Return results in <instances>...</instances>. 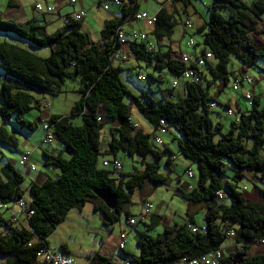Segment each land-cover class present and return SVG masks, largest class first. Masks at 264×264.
I'll return each instance as SVG.
<instances>
[{
	"label": "trees",
	"instance_id": "obj_1",
	"mask_svg": "<svg viewBox=\"0 0 264 264\" xmlns=\"http://www.w3.org/2000/svg\"><path fill=\"white\" fill-rule=\"evenodd\" d=\"M127 1L120 7V19L103 22L98 44L90 40L81 29L82 22L74 21L72 15L65 16L64 26L52 34L46 33L45 24L34 20L16 23L0 17V32L9 33L35 48L49 49L48 56L40 58L19 46L5 41L0 43V70L3 72L0 143L16 148L15 134L21 130L32 132L36 127L34 122L26 119V114L43 108V102L33 93L60 94L66 80H79V100L72 106L71 116H80L82 122L80 126H73L68 117L48 118L54 124V135L68 158L42 154L43 166L58 170L59 175L55 179L46 177L41 183L29 184L30 201L23 211L27 228L14 227L12 220L0 214L3 264H40L36 254L40 248H48V235L70 209L81 207L89 200H98L94 190L105 189L117 197L116 208L112 211L99 200V206L93 207V211L101 213L102 224L108 227L119 221L123 208L131 203L132 194L136 190L141 194L146 181L163 184L167 176L159 171L160 160L164 159L165 167L170 166L173 155L168 148L156 150L149 142V136L155 137L160 121L180 134L177 141L179 154L196 167V187L189 193H182L180 198L194 204H206L204 231L193 233L189 226L195 227V222L186 213L185 223L165 227L160 235L152 237L148 231L157 227L160 220L153 215L152 219L157 222L148 225L144 221L137 222L145 227L144 231L136 233L138 255L120 251L123 257H129V264H174L184 257L195 258L218 249L226 241L225 232L231 229L235 242L240 244L237 252L245 255L239 264H264V251L254 255L247 253L256 240L264 237V213L258 207L246 204L236 187L245 171L264 177V157L259 154L264 144V108H258L259 101L254 98L251 109L240 112L238 123L232 122L228 132L215 139L220 124H213L209 117L208 104L213 99L207 89L215 81H221L223 85L228 83L229 55L246 67L256 62L264 63V45L258 46L252 39L254 26L264 14V0H255L251 5L244 0H212L208 21L195 32L214 62L206 68L209 81L206 88L202 84L185 83V96L174 101L168 100L159 89L162 96L159 100L145 94L133 97L119 80L121 70L111 62L110 56L123 46L117 39L118 31L127 17L130 20L135 15L139 0ZM181 3L185 8L190 6V0ZM217 9H225L227 17H222ZM155 16L151 33L155 37L169 38L175 23L163 8ZM128 44L129 58L152 66L154 73L166 70L176 77L184 69L181 64L169 60L171 51L162 53L155 46L149 52L145 42L140 41ZM173 91L169 88L165 93L172 96ZM126 98H129V104ZM131 107L150 124L153 130L150 135L134 124ZM10 119L13 120L12 132L7 130ZM109 124L114 127L115 134L107 143L105 154L113 159L119 152L137 156L141 170L134 169V173L127 174L120 172L111 178L112 172L98 166L100 130ZM247 142L251 143L250 147ZM148 157L151 162H146ZM225 161L233 172L229 180L232 183L223 180ZM23 179L10 161L0 168V206L16 204L23 199L24 193L20 189ZM218 191L228 196L229 207L213 205ZM123 214L128 223L130 213L124 211ZM62 250L66 251L64 247ZM229 252L220 264H232L234 254ZM87 260L89 264H113L100 253L87 256Z\"/></svg>",
	"mask_w": 264,
	"mask_h": 264
},
{
	"label": "rangeland",
	"instance_id": "obj_2",
	"mask_svg": "<svg viewBox=\"0 0 264 264\" xmlns=\"http://www.w3.org/2000/svg\"><path fill=\"white\" fill-rule=\"evenodd\" d=\"M116 1L118 0H113L112 2L109 1L107 3V5L109 6V10L104 11L101 4L104 5L105 1L83 0V6L86 10V18L82 22L81 29L95 44L100 43V31L103 28V20L117 16V10L115 8V5L113 4L118 3ZM122 1L125 4L128 3L127 0ZM163 1L164 0H139L138 8L140 11L146 12L148 14H153ZM190 1L191 6L187 9V14L189 15V22L194 29L200 23L208 21L210 12L208 10V7L213 2L212 0ZM244 1L248 5H251L252 2H254V0ZM43 2H46L47 4L52 6L54 11L45 16L38 14L35 11L34 6L37 3L40 4ZM176 2L177 1H175V3ZM176 6L178 8H182L181 4L179 3L176 4ZM58 9L60 10L61 17L57 16L56 11H58ZM71 9L72 5L68 4L67 0H0V17L2 19L21 23L19 18H21V13H23L22 11H24L26 12V14H28L29 20L33 19L39 24H45L47 34H52L57 29H60L64 26V24L66 23V18H64L62 14ZM193 9L196 10L197 14L193 13ZM216 11L222 17H227V11L225 9H217ZM179 18L181 20H179ZM179 18H177V25H175L172 29L171 42L179 41V39L181 38L183 26L182 24L180 25V22L186 21V16L180 13ZM262 19L263 22L259 20L258 23L254 26L252 34V39L258 46L264 45V16ZM142 25L143 24H137L134 26V28H139L141 30L147 31V27L144 25L143 27ZM185 39L186 38L182 40V51L190 54V50L195 49L196 51H198V54H200L203 48L201 44V37L196 33L193 34V42L195 43V45L190 49L186 48ZM4 41L19 46L40 58H46L49 54L48 48H35L29 45L27 42L19 40L9 33L0 32V43ZM167 47H163V49L166 50ZM123 51L129 53L127 48H124ZM209 64L213 65L214 62L212 61ZM114 65L117 66V64ZM118 67L121 70L118 75L119 80L133 97H140L141 95L145 94L152 99L159 100L161 99V95L158 92V89L161 91L166 90L172 83L173 76L166 70H158L157 73H154L152 66L147 65L143 61H136L133 57L129 58L126 62L119 63ZM198 69L202 70L201 73L204 78L202 79L201 84L204 88H206V82L209 80L206 67H199ZM227 70L229 72V81L227 85L224 86L221 82H217L216 84V86H221L222 88V93L220 95L215 96L216 89L214 86L207 87V89H209V95L214 97L216 103L215 109L213 111H210L211 113L209 114V117L212 119L213 124L220 122L219 133L215 135V139H219L223 134H226L230 128V124L234 122V117H228L225 115L226 108H224L223 104L226 100H230L229 104L237 115H239L240 113L238 111V107L242 112L249 111L252 107L254 98L259 101L258 108H264V63L256 62L254 65L246 67L242 65L233 55H229ZM241 70H245V75H248L253 79L252 99L249 102L244 99V95L246 94V92L251 91L249 86L243 84V86L239 87L237 90L232 89L233 80L235 77H240ZM157 74H160V76H157ZM147 75L156 77L157 79L153 80ZM2 79L3 72L0 70V84ZM79 87V80L73 79L65 81V83L61 87L60 94L48 95L36 92L33 93L34 97L41 100L43 103H47L48 105V109L42 108L39 111L31 110L26 114V119L36 124L35 129L32 132L21 130L19 131V134H15L14 138L17 142L16 148L9 147L0 143V168L6 162L10 161L14 164L15 170L24 176V179L20 184V189L24 193L23 199L21 200L23 203V211L27 208L30 201L27 192L29 184L31 182H35V180L39 176H41V174H46L47 177L52 179L57 178L59 175L58 170L45 168L43 166L44 157L42 154L47 153L48 155L60 156L65 159L68 158V154L64 150L63 145L57 139L50 141L47 145H41L43 132L39 123V119H43L44 117H47L51 114L53 116L68 117L70 123L73 126H80L82 123L81 117L71 116L72 106L79 100V94L77 93ZM177 99L178 98L172 100L174 101ZM140 100L144 101L143 98H140ZM125 101L127 104H129L130 102L129 98H126ZM130 116L134 124H136L140 130L149 135L152 133L153 130L150 124L140 114L137 113L134 107H131L130 109ZM12 127L13 120L10 119L9 127L7 128L8 132H12ZM113 129L114 127L109 124L102 127V129L100 130L101 155H99L98 157L99 167L101 166L102 161H111L113 159V157L105 154L107 143L115 134ZM171 135L176 136V138L178 139H171ZM155 136L159 138L161 144L156 145L153 141L152 136H149L150 144L156 150H163L167 147L170 148L174 157L173 163L169 166L170 173L167 174L168 179H166L163 184H151L146 181L143 186L142 193L139 194L136 190L135 193H133L131 196V203L129 205H126V208H128L131 215L135 216V219L138 220L141 208L138 195H140L141 197L145 195L146 200L153 205L151 213H159V217L162 216V218H166L168 221H173L175 222L174 224L179 225L187 220V212H193L195 226L197 228H202L204 226L205 210H201L200 205H203V203L192 204L191 202L181 199L179 195L176 194V191L179 188L178 180L179 182L189 184L194 182L192 178H188V176L186 175V165L190 166L194 177H196L197 174L195 165L185 160L179 154L177 141L181 137L180 134L174 128L167 127V129L165 130L156 131ZM247 145L248 147H250L251 143L247 142ZM29 151L32 152L31 162L34 165L35 170L30 173H25L24 169L18 165V160L22 154ZM259 154L261 157H264V144L261 146ZM116 159L120 162V164H123L124 171L128 173H134L136 169L141 170V165L139 162L140 160L137 156L130 157L122 152H119ZM146 162H151L150 157L146 159ZM160 166L161 167L159 171L162 172L164 159L160 160ZM132 167H135V170L132 171ZM166 168L167 167H165V169ZM245 173V176L241 179V183L239 185L240 188L241 185L249 186V184L263 186L260 183V180L252 179L251 176L253 172L245 171ZM116 176L117 174L115 173L110 174L111 178H115ZM232 176V169L229 163L225 161L223 180H230ZM257 176L260 177L261 180L264 179L259 175ZM92 202L93 201L89 200L86 201L81 207L70 209L65 219L55 226L54 230L46 238L47 246L52 252L60 253L64 257L71 258L73 261L80 264L81 261L85 262L87 256L92 255L93 253H104L106 250L114 247V240L115 238H118L120 234H122L120 232H123V230L125 232L128 231V226L125 223L123 214L126 208H123L119 221L114 222L111 226L106 227L101 222L102 219L100 214L98 213L99 211H93ZM9 208L14 209L11 214V211L7 212V209ZM0 214H2L4 218L12 220V225L18 229L28 227V223L25 219L24 213L17 207L15 203L1 205ZM163 221L157 227L148 231V234L152 237L160 235L165 226ZM147 224H149L148 221ZM172 226L174 225L172 224ZM137 229L139 231H144L145 227L143 225H139ZM131 234V232H129L128 234L127 249L130 248L129 250L137 254L138 249L136 245L132 243L133 238H131ZM226 244H228V241H226L223 246L225 247ZM62 247H64L66 251H63ZM260 248L264 249L263 247ZM230 252H233V254L237 253V251ZM227 253L225 252L226 256L228 255ZM4 261V257L0 256V264H3Z\"/></svg>",
	"mask_w": 264,
	"mask_h": 264
},
{
	"label": "built area",
	"instance_id": "obj_3",
	"mask_svg": "<svg viewBox=\"0 0 264 264\" xmlns=\"http://www.w3.org/2000/svg\"><path fill=\"white\" fill-rule=\"evenodd\" d=\"M68 4L74 6L76 4V0H67ZM167 3H174L175 0H166ZM107 2H104V5L102 6V9L104 11L108 10ZM115 6L121 7L122 1L119 0L118 3H113ZM35 11L40 15H48L54 11L52 6L47 4H36L34 6ZM72 18L74 21L83 22L86 18V13L83 9H79L78 11L74 12L72 14ZM134 22H140L144 23L145 26L152 29L156 22V16L155 15H148L145 12H136L135 15L131 18ZM126 22V21H125ZM124 22V23H125ZM123 23V25H124ZM183 30H187L191 28V24L189 22H184L182 24ZM117 39L119 40V43L126 46L129 45L130 42H145V46L147 51L151 52L155 48V42L149 38V36L146 33H142L138 30L131 29L128 34L124 33L123 28L118 31ZM154 44V45H153ZM187 49H190L192 46H194L193 39L191 37H188V40L185 44ZM191 55L189 53L183 52L181 45L179 44L178 52H170L169 60L172 62H176L178 64H181L184 69L183 71L176 77H173L172 83L170 84L171 90H179L181 83H189L193 85L201 84L202 82V73L200 72L199 67L202 68L206 65V62L212 59V56L209 51H203L202 55H199L194 58V65H191L190 63ZM129 59V54L121 51L120 49L114 51L112 55L110 56V60L114 64H119L126 62ZM190 66H194V68H191ZM246 84L251 89L253 88V79L250 78L248 75H245V73L240 74V77H235L232 84V89L237 90L241 85ZM244 99L246 101H250L252 99V92H246L244 95ZM215 102L211 101L208 104V110L213 111L215 108ZM43 109H48L47 103H43ZM225 115L228 117H234V122L237 124L239 121V115H237L233 109L226 108ZM98 121L101 122L102 118H98ZM42 132H43V138L41 141V145H47L50 141L56 140V137L54 135V124L49 122L48 118H43L39 120ZM136 127V125H134ZM167 128V125L164 121L159 122L158 130H165ZM153 132V131H152ZM153 141L156 145H160L161 141L156 136L153 138ZM31 156L32 152H26L22 154L18 160V165L22 167L25 171V173H30L35 170L34 165L31 162ZM101 167L104 170L110 171L115 174H119L121 172V164L117 159H112L111 161H102ZM24 173V174H25ZM186 175L188 178H192L193 174L190 169L186 170ZM217 198L222 197L221 191H218L216 193ZM140 204V213L138 220L137 219H130L127 223V226L134 231L137 222L138 221H144L148 216H150L151 210L153 208V205L148 202L146 199H139ZM17 207L23 212V203L22 201H19L16 203ZM24 213V212H23ZM32 213H29L31 215ZM26 217V215L24 214ZM189 229L192 230L193 233L203 232L204 228L199 229L197 227L189 226ZM125 238L126 234L122 233L118 237V244L117 249L119 251H123L124 245H125ZM225 238L226 241H228V244H226L225 247H223V244L215 250L209 251L206 254L200 255L195 258H187L184 257L180 261L174 264H220V261L224 259L226 256L225 252L227 253L230 251H236L239 248L240 244H237L235 242V234L233 230H228L225 232ZM257 247H263L264 248V237L256 240L254 243ZM37 261L40 264H78L75 261H73L71 258L64 257L60 253H54L49 248H40L36 254ZM129 257H126L122 264H129Z\"/></svg>",
	"mask_w": 264,
	"mask_h": 264
},
{
	"label": "crops",
	"instance_id": "obj_4",
	"mask_svg": "<svg viewBox=\"0 0 264 264\" xmlns=\"http://www.w3.org/2000/svg\"><path fill=\"white\" fill-rule=\"evenodd\" d=\"M113 0H111V2H112ZM175 1H177L176 3L174 2V3H167L166 2V0H164L161 4H160V6L158 7V9L155 11V13H153V14H148V15H156L157 14V12L161 9V8H163L165 11H166V13H167V16H170L171 17V19H172V21L175 23V25H177V18H179V14L181 13V14H184L185 16H186V21H184V22H189L190 20L188 19V17H189V15L187 14V9L191 6V1H190V6L188 7V8H185L184 6H183V4L181 3L182 2V0H175ZM255 1V0H254ZM108 3V2H107ZM106 3V4H107ZM181 4V6H182V8H178L177 6H176V4ZM253 3V2H252ZM38 4V3H37ZM40 4H47L46 2H43V3H40ZM123 4H124V2H123ZM247 4V3H246ZM47 5H49V4H47ZM84 3H83V0H77L76 1V4L74 5V6H72V9L71 10H69V11H67V12H65L64 14H62L63 15V17L65 18V16H70V15H72L74 12H76V11H78L79 9H83L84 11H85V13H86V10H85V8H84ZM102 6H103V4H101ZM248 5V4H247ZM115 8H116V10H117V16H115V17H112V18H109V19H113V18H116V19H120L121 18V14H120V7H118V6H115ZM108 10H109V7H108ZM107 10V11H108ZM137 10V12H143V11H140L139 10V8H137L136 9ZM23 13H21V18H19V20L21 21V23H25V22H27L28 20H29V18H28V14H26V12H24V11H22ZM56 13H57V16L58 17H61V14H60V10L58 9V11H56ZM146 13V12H145ZM193 13L194 14H197V12H196V10H194L193 9ZM43 16H45V15H43ZM263 16H264V14L261 16V18H260V20L263 22ZM109 19H106V20H109ZM31 20H33V19H31ZM179 20H181L180 18H179ZM105 20H103V22H104ZM184 22H180V25L181 24H183ZM134 23H136V24H134ZM190 23V22H189ZM205 22H202V23H200L196 28H194L193 29V27H192V25H191V28L190 29H187V30H183L182 31V34H181V38L179 39V41H176V42H171V37H172V30H171V34H170V36H169V38H166V37H155L152 33H151V30L152 29H150V28H148L147 26V31H144V30H141V29H139V28H134V26L135 25H137V24H143L144 25V23H140V22H134V21H132L131 19L129 20L128 19V17L126 18V22L124 23V25L122 26V28H123V30H124V33L125 34H128L129 33V31L131 30V29H135V30H139V31H141V32H143V33H146L148 36H149V38L150 39H152L155 43H156V47L157 48H159V50L162 52V53H164V52H167V51H171V52H178V49H179V44L180 45H182V40L184 39V38H186L185 39V41H187V38L188 37H191L192 39H193V34L196 32V30L200 27V26H202L203 24H204ZM258 23V22H257ZM46 25H47V23H46ZM142 25V26H143ZM145 26V25H144ZM143 26V27H144ZM145 27V28H146ZM182 27V26H181ZM173 29V28H172ZM263 31H264V23H263ZM194 41V40H193ZM194 45H195V43H194ZM168 46V47H167ZM163 47H167L166 48V50H164L163 49ZM124 48H127V50L129 49V47H128V45H126V46H121V48H120V50L121 51H123V49ZM161 48V49H160ZM203 51H205L203 48H202V50H201V52H200V54H198V51H196L195 49L194 50H190V55H191V58H190V63H191V65H194L195 63H194V58L195 57H197V56H199V55H202V53H203ZM123 52H125V51H123ZM129 52V51H128ZM125 53H127V52H125ZM212 62V59L211 60H209V61H207L206 62V65H205V67L207 68V66H208V64L209 63H211ZM120 66V65H119ZM202 68H204L203 66H202ZM200 72H202V70L200 69ZM157 73V72H156ZM242 73H245V70L244 71H242L241 70V72H240V74H242ZM157 76H160V74H157ZM203 76V75H202ZM203 78H204V76H203ZM173 80V79H172ZM209 81V80H208ZM217 82H221V81H215V82H213L211 85H210V87H212V86H214L215 87V89H216V93H215V96H218V95H220L221 93H222V88H221V86H216V84H217ZM222 83V82H221ZM223 84V83H222ZM227 85V84H226ZM225 86V85H224ZM243 85H241L240 87H242ZM169 88L170 87H168L166 90H163V92H164V95L165 96H167V99L168 100H172V99H175V98H181V97H183V96H185V90H184V83H181L180 84V88H179V90H175V91H173L172 92V96H169L168 94L166 95V91H168L169 90ZM251 89V88H250ZM253 91V88L251 89V92ZM208 94H209V89H208ZM210 96V95H209ZM162 97V96H161ZM212 99H213V102H215V100H214V97L213 96H210ZM230 101V100H229ZM229 101L228 100H226L225 102H224V104H223V106H224V108H231V106H230V104H229ZM216 104V103H215ZM215 109V108H214ZM232 109V108H231ZM238 111L239 112H242L241 110H240V108L238 107ZM245 112H247V111H245ZM240 114V113H239ZM50 116H53V115H49V116H47V117H44V118H49ZM211 119V118H210ZM212 120V119H211ZM219 124H220V122H218ZM152 128V127H151ZM169 132V131H168ZM171 139H178V138H176V136H174V135H171ZM168 148V147H167ZM169 150H170V148H168ZM171 151V150H170ZM172 153V152H171ZM173 160H174V157L172 156V158L170 159V165L173 163ZM121 166H122V168H121V173L122 174H127L128 172H126V171H124V166H123V164H121ZM135 169V167H132V171ZM162 169H163V171L162 172H164V175H166L167 176V174H169L170 173V171H169V166H167V169H165V166H163L162 167ZM185 169L186 170H188V169H190V166L189 165H186L185 166ZM138 170V169H137ZM191 170V169H190ZM192 172V171H191ZM130 173V172H129ZM193 174V173H192ZM245 174L246 173H244L243 174V177L245 176ZM47 176H46V174H41V176H39L36 180H35V182L36 183H41V182H43L44 180H45V178H46ZM242 177V178H243ZM252 179H254V180H260V183L263 185V186H256L255 184L254 185H250L249 184V186H246V185H241V188L239 187V185H240V183H241V179L240 180H237V182H236V187H237V191L241 194V197H242V199H243V201L246 203V204H250V205H253V206H256V207H258L260 210H261V212L262 213H264V179H262L261 180V178L260 177H258L256 174H252ZM262 178H264V177H262ZM168 179V178H167ZM192 179L194 180V182L193 183H191V184H189V183H182V182H179V180H178V190L176 191V194L177 195H179V197L181 196V194L182 193H189L190 191H192L195 187H196V183H197V178L196 177H192ZM232 179V178H231ZM227 182H230V183H232L231 181H229V180H226ZM182 187V188H181ZM221 193H222V197L221 198H217V197H215V199H214V203H213V205L215 204V206H224V207H229L230 206V200H229V198H228V196L224 193V192H222L221 191ZM138 199H146V197H145V195L143 196V197H141L140 195H138ZM202 203V202H201ZM92 204H93V207H95V206H99V203H98V201H93L92 202ZM192 204H194V203H192ZM196 204H200V203H196ZM126 208V207H125ZM1 209H3V208H1ZM200 209L202 210V209H206V204L205 203H203V205H200ZM11 211V212H10ZM12 211H14V209H12V208H9V209H7V212H10V214L12 213ZM125 211H128L129 212V210H128V208H126L125 209ZM99 214H100V216H101V219H102V215H101V213L100 212H98ZM130 213V212H129ZM187 214L189 215V216H192L193 217V215H194V213L193 212H187ZM130 215H131V213H130ZM156 216V217H159V213H156V212H153L150 216H148V218L144 221L145 222V224H147V221H148V223L150 224L152 221H156L157 222V220H154V219H152L153 217L152 216ZM135 216H132L131 215V219L132 218H134ZM160 218V220L158 221V225L159 224H161L162 223V221H163V219H164V221H163V223H164V228L165 227H172V224L173 225H175L174 223L175 222H171V221H168L166 218H162V216H160L159 217ZM103 220V219H102ZM102 220H101V222H102ZM193 220H194V218H193ZM166 222V223H165ZM167 222H168V224H167ZM186 221H184L183 223H185ZM126 223V225H127V221L125 222ZM139 225H141V224H139V223H137V225H136V227H135V229H134V231L132 232V230L128 227L127 228V230L128 231H124L123 230V232H120V233H126V238H125V245H124V249H123V253L124 254H126V255H132V256H137L138 255V253H139V250H138V253L136 254L135 252H132L131 250H129L130 248H128L127 249V244H128V234H129V232H131L132 234L130 235L131 236V238H133L132 239V243H134L135 244V238H136V236H135V232L137 233V232H141V231H139L138 229H137V227L139 226ZM148 225V224H147ZM196 227V226H195ZM202 228H204V226L202 227ZM202 228H199V229H202ZM115 242H114V247H112V248H110L109 250H106L104 253H100L102 256H104L105 258H107L108 260H110V262H112L113 264H122V262H123V260L125 259V257H123L124 255H123V253H121L118 249H117V244H118V238H115V240H114ZM226 242V241H225ZM224 242V243H225ZM223 243V244H224ZM136 245V244H135ZM129 247V246H128ZM224 247V246H223ZM257 246H255V245H252V246H250L249 247V249H248V251H247V253H249L248 255H254V254H256V253H260V252H263L264 251V249H262V248H260V247H257ZM138 249V248H137ZM239 249V248H238ZM237 251V250H236ZM80 264H88V260L86 259L85 260V262H83V261H81L80 262Z\"/></svg>",
	"mask_w": 264,
	"mask_h": 264
},
{
	"label": "water",
	"instance_id": "obj_5",
	"mask_svg": "<svg viewBox=\"0 0 264 264\" xmlns=\"http://www.w3.org/2000/svg\"><path fill=\"white\" fill-rule=\"evenodd\" d=\"M93 194L107 209L112 211L116 208L117 197L113 193L105 189H97L94 190ZM244 256L239 252L235 253L232 257V264H239Z\"/></svg>",
	"mask_w": 264,
	"mask_h": 264
}]
</instances>
